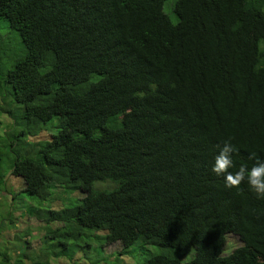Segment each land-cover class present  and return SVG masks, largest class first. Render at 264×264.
<instances>
[{"label":"trees","instance_id":"trees-1","mask_svg":"<svg viewBox=\"0 0 264 264\" xmlns=\"http://www.w3.org/2000/svg\"><path fill=\"white\" fill-rule=\"evenodd\" d=\"M0 19V264H264V199L211 170L229 139V171L264 161V0H0ZM18 207L33 243L3 236Z\"/></svg>","mask_w":264,"mask_h":264},{"label":"clouds","instance_id":"clouds-1","mask_svg":"<svg viewBox=\"0 0 264 264\" xmlns=\"http://www.w3.org/2000/svg\"><path fill=\"white\" fill-rule=\"evenodd\" d=\"M237 151L231 139L226 140L214 158L212 172L224 178L226 188H239L246 182L258 199H264V161L257 160L256 153L253 152L249 154L248 159L256 160L255 164L250 168L242 164L237 171L231 172L229 170L235 167L233 153Z\"/></svg>","mask_w":264,"mask_h":264},{"label":"rangeland","instance_id":"rangeland-1","mask_svg":"<svg viewBox=\"0 0 264 264\" xmlns=\"http://www.w3.org/2000/svg\"><path fill=\"white\" fill-rule=\"evenodd\" d=\"M170 1V0H168ZM167 1L164 3L163 5V10L166 12H169V9H165V5H166ZM0 22H2V19H0ZM3 24V23H2ZM0 118H2L5 122L7 121V118L4 115H0ZM45 130L41 131L38 133V135L32 137L30 140H37V139H42V138H46L48 135ZM6 179L9 183L10 189L14 190L16 189L18 186H20L21 184V180L18 177H14L11 176L9 174H7ZM96 187H109L110 183L109 182H96L95 185ZM77 194V193H75ZM73 193V195H75ZM58 199H55L51 202L52 207H55V204L58 203ZM23 213V209L21 207L16 208V210L14 211V218L12 223H6L7 229L3 232V236L5 237V239H11L13 237V235L17 232H21L23 231L25 228H29L30 229V233L28 234V237L30 236L31 238V242H35L36 238L35 236L37 235H41L42 231H40L37 227V221L36 219H34L33 217H28L26 214H22ZM238 242L237 238L235 237V235L232 234H227L225 236V243L223 246V251L228 252L230 250V248L232 246H234L236 243ZM119 242L115 241L113 243H109V244H105L102 248V251L105 255L107 254H112L115 250H117V248L119 247ZM134 249V247H129V250ZM134 257H138V254H133ZM93 258L92 259H96L98 258L99 252H93ZM132 256V255H131ZM119 257L121 258V261H123L126 264H131L130 262V258L128 255H119Z\"/></svg>","mask_w":264,"mask_h":264}]
</instances>
